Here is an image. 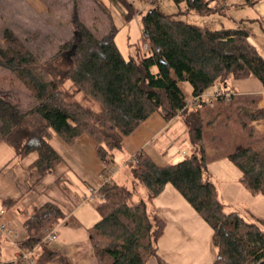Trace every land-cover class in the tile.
Here are the masks:
<instances>
[{
	"label": "trees",
	"instance_id": "1",
	"mask_svg": "<svg viewBox=\"0 0 264 264\" xmlns=\"http://www.w3.org/2000/svg\"><path fill=\"white\" fill-rule=\"evenodd\" d=\"M173 1L182 13L221 10L216 0ZM260 21L264 32V18ZM72 23L77 37L44 59L18 42L11 31L3 33L0 65L16 74L36 102L22 111L0 98V140L18 157L35 154L29 164L34 170L32 183L62 160L50 143L54 134L67 145L82 134L88 135L95 143L97 156L107 165L113 162L114 151L121 149L123 137L155 111L168 121L182 113L195 146L190 155L166 165L158 164L145 152L133 155L137 161L130 171L146 192L145 198H136L134 190L112 178L103 182L98 188L102 195L96 206L99 218L88 228L93 264H145L156 255L155 242L162 234L164 221L148 210L147 202L166 184L174 186L211 228L215 248L212 264H264V219L227 210L207 168L213 158L226 156L239 171L245 188L264 196V139L254 137L249 125L252 120L264 118V107L236 109L244 131L235 135L236 144L228 147L218 130H211L213 127L203 122L200 111L211 101L200 100L197 106H189L180 88V82H188L193 98L219 81L248 77L256 78L264 87V54L250 40V31L240 25L213 29L198 26L154 6L140 15L139 39L145 53H139L137 60L121 54L112 27L98 37L75 15ZM67 48L71 49V57L66 60L60 54ZM77 92L82 93L83 100L97 102L99 109L75 99ZM239 98L230 92L214 95L212 102H237ZM229 114L218 109L209 122L218 116L228 125ZM210 147L216 153L210 154ZM19 201L4 199L2 205L17 207ZM64 218L63 209L53 201L35 206L22 220L26 236L18 247L31 250L38 245L35 264H72L65 254L43 240L45 229ZM0 264L29 263L17 255ZM159 264L167 263L159 259Z\"/></svg>",
	"mask_w": 264,
	"mask_h": 264
},
{
	"label": "crops",
	"instance_id": "2",
	"mask_svg": "<svg viewBox=\"0 0 264 264\" xmlns=\"http://www.w3.org/2000/svg\"><path fill=\"white\" fill-rule=\"evenodd\" d=\"M232 1L229 0V4ZM239 3L246 9L251 8L258 21L264 18V0H235L230 6ZM230 6L227 9L221 7V10L227 11ZM233 18L238 25L242 24L243 18ZM257 39L261 49H264V38ZM242 80L251 82L254 87H242L239 85ZM235 81L230 83L238 87L235 91L237 93L256 90L264 92V87L253 77ZM183 84L180 82V88L186 99L190 100L191 86H185L188 89L186 92ZM214 104L212 102L204 107H212ZM211 118H203L204 123H209L207 127H215L219 119L216 116L209 122ZM56 140L59 148H54L62 160L35 183H32L34 170L29 167L35 154L18 157L12 147L0 140V221L14 233L13 236L2 235L0 244H12L14 251L12 257H3L0 245V261L16 258L18 243L26 236L22 220L29 212L35 206L53 201L63 209L65 218L58 224L56 239L48 243L49 247L65 254L72 264L94 263L88 228L99 218L96 191L103 184L100 174L104 164L96 154L94 141L88 135L78 136L72 145H67L60 137ZM194 151L195 146L190 142L184 115L178 113L168 121L155 111L123 137L121 149L113 153L112 163L118 168L111 178L120 184L130 180L122 170L128 159L137 152H145L155 161L156 157L163 163H173ZM208 152L213 154L216 151L210 147ZM227 160L226 156H219L207 164L210 180L215 184L220 200L227 210L264 219V196L248 191L239 179L237 168L232 167ZM15 198L20 199L17 207L5 208L2 205V200ZM147 208L163 219L164 228L155 242L156 255H151L145 264H159V259L167 264H212L215 258V248L211 242L212 230L174 186L166 184L162 192L147 202ZM16 224L22 228H17Z\"/></svg>",
	"mask_w": 264,
	"mask_h": 264
},
{
	"label": "rangeland",
	"instance_id": "3",
	"mask_svg": "<svg viewBox=\"0 0 264 264\" xmlns=\"http://www.w3.org/2000/svg\"><path fill=\"white\" fill-rule=\"evenodd\" d=\"M96 1L0 0V46H3L5 42L3 33L4 30L7 29L13 33V35L18 39V42L22 43L27 49L31 50L34 55L40 59L47 58L58 53L61 50V45L69 41L73 36L77 37L78 34L73 28L72 23V17L75 15L80 22H82L98 37L108 33L112 27L115 30L114 41L121 54L126 58L132 57L138 60L139 53H145L143 44L139 39L141 33L140 15L145 10L157 6L162 12L169 14L174 18H178L198 26H206L211 29L238 26V23L234 22L233 17L237 20L243 18V22L240 26L247 28L250 31V40L264 54V49H261L262 47L257 39L259 37L264 38V32L260 21L261 19L259 21L255 19L253 10L251 8H244L242 3L231 7V3H234L235 0L229 4L230 9L227 11L217 10L205 14L197 12L182 13L179 11L177 4L173 0ZM218 5L221 6L219 3ZM229 6H225L223 8L227 9ZM129 10H131L130 14ZM253 18L256 21L253 20ZM60 55H62L66 60L69 59L71 57V49H65ZM254 79L260 84L256 78ZM235 80L240 79L228 78L226 80L219 81L203 92V94H213L212 96L214 97V95H225L226 93L232 91L235 96H241L242 98H239L237 102L234 99L219 100L216 101V104L212 107L206 106L200 111L203 118H205V116L211 118L218 109H223L224 112L229 111L231 119H226L228 125L223 124V121L225 120L222 117L219 119L220 122L211 129L218 130V135L221 134L224 145H228V147H233L236 144V139L234 140V138L244 131V129L241 128L239 119L236 117V109L240 107V111H243L245 108L254 109L264 107V92L256 90L255 92L245 94L237 93L235 91L238 87L230 83V81ZM239 83L242 87H254L251 82L246 80H242V82ZM66 85H68V83H66ZM186 85L189 86V83L184 82L183 89L188 92V89H185ZM74 97L75 99L82 100L85 104L90 105L94 110L99 109V104L97 102L92 100H83L81 92H77ZM0 98L16 104L22 111L31 108L36 102L29 89L22 83L16 74L1 65ZM210 101V103H212V99ZM188 102L189 106L192 107L198 105H192V98H190ZM249 125L252 127L254 137L258 138L259 136H262L264 139V118L252 120L249 122ZM57 138H59V136L54 134L50 142L53 147L58 149L59 144L56 140ZM189 154L190 153H188V155ZM155 159L158 164H169L163 163L156 157ZM227 161L230 165H232V167H235L231 161ZM128 163L133 164L131 158L128 159L127 165L122 170L126 173L130 180L125 182L123 185L134 190L136 198H145V191L132 176ZM96 199V203L101 200L99 197ZM16 225L17 228H22L21 226H18V224ZM23 233L25 232H22V234ZM13 234L14 233H10L11 236H13ZM1 239L2 235L0 236V241H2ZM15 240L18 239L16 238ZM0 245H2L1 251L3 253V257L13 256L14 246L12 244L8 245L5 242Z\"/></svg>",
	"mask_w": 264,
	"mask_h": 264
},
{
	"label": "built area",
	"instance_id": "4",
	"mask_svg": "<svg viewBox=\"0 0 264 264\" xmlns=\"http://www.w3.org/2000/svg\"><path fill=\"white\" fill-rule=\"evenodd\" d=\"M222 7L228 6L229 0H216ZM222 93V92H217ZM230 92L226 93V95H229ZM213 95V94H212ZM212 95H205L201 94L198 97L192 98V105L195 106L199 103L200 100L202 101H210L212 99ZM132 163L134 164L137 160L133 156L131 158ZM132 165V164H131ZM117 166L113 163L107 164L103 166V171L100 174L101 179L103 182L111 178V175L117 170ZM97 196L101 199V193L99 191H96ZM57 226L54 225L52 227H49L45 229L43 240L46 242H51L54 239H56L57 236ZM11 229H6L5 224L0 221V236L1 235H9L11 233ZM38 251V245H34L31 250L22 249L17 246V255H20L27 263L29 264H35L36 263V254Z\"/></svg>",
	"mask_w": 264,
	"mask_h": 264
}]
</instances>
